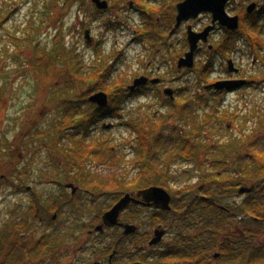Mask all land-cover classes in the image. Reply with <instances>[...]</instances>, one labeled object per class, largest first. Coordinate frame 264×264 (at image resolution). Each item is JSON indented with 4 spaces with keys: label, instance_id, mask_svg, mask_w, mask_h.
<instances>
[{
    "label": "rangeland",
    "instance_id": "rangeland-1",
    "mask_svg": "<svg viewBox=\"0 0 264 264\" xmlns=\"http://www.w3.org/2000/svg\"><path fill=\"white\" fill-rule=\"evenodd\" d=\"M132 1L135 3L134 7L140 6L145 13L131 10ZM178 1L182 0H153L150 4L144 0H108L110 8L98 7L97 11L90 0H5L4 5L8 9L3 8L1 12L3 15L0 20V44L11 45L10 38L13 37L27 39V43L34 41L29 49L20 50L19 46H15L10 48L8 54L0 55V58H3L0 63V89L3 91L0 93V169L14 168L16 172L22 170L30 174L26 180L13 178L12 181L20 180L23 184L34 186L32 179L39 178L40 168L45 167L46 171H51L49 165L61 158L51 156L52 153L55 154L54 150L58 152L56 147H67L69 141L55 135L54 127L62 124L61 115H57L55 108L62 99L56 91L60 86H65L70 77L74 79L71 68L63 66V62L59 61L55 66L56 71L51 68L48 72L35 69L31 61L37 54L36 45L42 54L45 51L53 52L57 48L67 56L76 54L80 58L85 75L91 76L98 70L112 67V76L107 85L119 97L127 96V88L132 85L136 76L146 74L150 70L157 72L160 61L166 65L161 69L160 77L165 78L166 85L176 91L173 101L171 96L163 92L164 85H153L154 91L147 92L143 97L127 98L126 102L121 103L123 106L120 104L123 110L119 112L118 117H108L91 132V141L94 143L107 141L108 145L114 146L113 150L106 149L99 153L103 158L93 162L91 167L96 174H131L142 168V165L138 164L142 156L140 138L138 139V134L134 132V126L150 131L151 138L159 136V131L166 128L165 135L172 138V141L164 142L158 151L167 153L166 155L173 154L171 161L167 162L169 165L188 163L183 157L179 158L184 148V140L191 139L190 142L197 145L202 142L210 147L218 141L225 142L232 137L246 147L249 137L255 139L253 145L257 139L264 137V123H260L261 119H264V58L257 56L251 40L249 42L247 38L232 36L234 48L226 55L215 54L213 49H207L203 45L202 51L196 53L195 66L180 69L177 59L186 52L188 46L190 47L186 38L187 26L192 25L194 29L201 31L212 23L213 18L206 12L200 20L184 22L174 32L172 28L176 21L175 16L178 15ZM2 2L4 3V0H0V4ZM255 3L257 6L251 14L260 12L259 25H263L260 34L264 36V11L261 12L264 0H232L226 7L232 16L243 15L249 5ZM161 6H165V13L170 17L164 15ZM13 7H16V10L10 11ZM107 22H112V25L109 27ZM123 23L125 27L121 30L120 25ZM113 25H116L115 28ZM87 29H91L89 35L93 41L90 44L85 35ZM227 32L230 31L217 23L213 39L210 37L208 42L212 47H216L218 42L226 39ZM136 34L142 43H130ZM150 47L155 52L152 56L146 50H150ZM146 51L148 53H145ZM230 58L235 61L236 68L241 69L240 74H233L229 70ZM210 60L212 63L208 67L207 62ZM150 62H153L152 68H148ZM106 64L108 66H105ZM205 68L207 70L203 73ZM230 77L250 80L254 84L229 94H217L215 89H206L208 84ZM102 83L103 78L98 81L96 78H86L79 92L89 99L91 94L104 91L111 98L110 91L105 90ZM207 99L212 105H220L222 110L218 112L219 115L233 112V118L224 122L214 120L215 126L206 124L204 118L209 117L210 112L214 110H207V105L200 104L199 101L207 102ZM188 100L195 102L192 109L202 119L197 120L199 126L196 128L190 118L184 115L182 102L186 103ZM254 113L257 116H254ZM162 117L168 119L166 125L155 128ZM103 123L111 124V127L104 129ZM261 143H264L263 140ZM155 149L153 144L150 153L152 158L158 155ZM166 160L161 159L159 164L165 165ZM202 161L210 162L205 153H202L200 162ZM62 169L67 170L65 167ZM194 173L196 174L192 169L190 175ZM58 176L57 171L56 177ZM177 179L180 186L184 182L189 183L190 176L179 174ZM0 188L3 189L0 191V255L3 257V231L6 225L9 229L15 227L17 219L21 216L30 222L35 219L34 212L30 210L32 192L23 191L18 195L15 188ZM40 190L38 185L39 193ZM102 203L107 204V198L100 204ZM65 215L67 213L62 214L55 224L65 223ZM1 260L0 258V262Z\"/></svg>",
    "mask_w": 264,
    "mask_h": 264
},
{
    "label": "flooded vegetation",
    "instance_id": "flooded-vegetation-1",
    "mask_svg": "<svg viewBox=\"0 0 264 264\" xmlns=\"http://www.w3.org/2000/svg\"><path fill=\"white\" fill-rule=\"evenodd\" d=\"M144 1L150 4L153 0ZM184 1H178L176 8ZM90 2L95 5L97 10V4L92 0ZM4 4L5 0L0 4L2 12L3 8L8 9ZM139 5L142 4L139 3ZM130 6V9H134L135 12L145 13L140 6L134 7L133 1ZM164 8L165 6L162 7V10ZM12 10L15 11L16 7L11 8L10 11ZM204 13L194 19L200 20ZM164 15L170 17L167 13ZM176 17L177 15L175 20ZM176 23L177 20L172 30ZM107 25L110 27L112 22H107ZM113 26L115 28L116 25ZM124 27V23L120 25L121 30ZM189 27L194 29L192 25H188L187 29ZM204 30L205 28L197 31ZM89 33H91V29L85 31L87 42L90 44L93 40ZM214 33L209 35L208 41L211 40ZM229 33L227 32L226 37ZM135 41L142 43L138 34L130 43ZM203 45L207 49L216 50L215 45L213 48L210 42L201 41L196 53L202 51ZM188 49L178 57V67L179 59L186 55ZM146 50L149 51L150 56L155 54L152 47L150 50L147 48ZM147 51L145 53H148ZM160 62L156 70L158 73L150 70L146 74L136 76L132 85L127 88L126 98L146 96L147 92L154 91L153 85H164L163 92L170 96L166 92L167 89H170L175 96L176 91L168 84L166 85L165 78L160 77L161 69L166 66L163 61ZM152 65L153 62H150L148 68H152ZM240 72H242L241 69L238 73L233 74L238 75ZM142 77L147 78L146 82L132 89L136 84V79ZM228 80L235 81L234 85L237 86L233 87L234 89L216 88L213 85L218 81L208 84L206 89H215L217 94H229L254 84L246 79L247 82L242 83L239 81L243 80L242 78L230 77L221 81ZM94 94L96 93L91 94L90 97ZM170 99L172 100V97ZM183 142L184 147H187L189 142L185 140ZM152 147L153 145L150 149ZM181 157L182 154L179 155L180 159ZM183 160L188 163L163 165L151 169L141 168L131 174L95 173L39 177L32 179L36 187L23 184L20 180H0V187L15 188L18 195L23 191L32 192L30 210H34L33 217L35 219L30 222L21 216L17 219L15 227L10 228L11 230L6 225L3 231L4 258L0 255L2 259L0 264H224L221 262V258L226 254L225 249L230 252V263L228 264H252L250 240L253 236L254 241L264 250V219L249 215L247 205L249 202L259 205L260 195L254 201L250 197L253 191L242 195L239 190L234 195H228L221 205L216 202L215 197L209 194L210 182L204 179V175H207L205 169L209 162H191L184 157ZM192 169L196 174L190 175ZM179 174L185 177L189 175V183L184 182L179 186L180 183L177 179ZM133 181H137L139 184H133ZM70 184L73 186L69 187ZM38 185L39 188L41 187L40 193L37 191ZM101 185L104 188H91ZM112 185L117 187H111ZM153 186L163 187L171 194L172 209L163 210L158 207V201L155 199L148 200L143 194L140 195L142 190L151 189ZM186 188L190 189L185 190ZM1 190L3 189L0 188ZM125 195H130L133 199L123 208L118 221L106 222L105 213L111 211L113 206L120 202ZM106 198L108 203L100 204ZM230 199L232 200L230 201ZM215 205L221 208L223 206L224 209H222L226 212V223L224 222L221 230H217V215L213 210ZM16 209L18 210V208ZM40 212H42L41 216ZM66 213L65 223L55 224L62 214ZM252 228L257 232L252 233L250 231ZM159 235H161V240L151 244V241ZM256 236L258 237L256 238ZM241 248L247 251L245 256L234 254Z\"/></svg>",
    "mask_w": 264,
    "mask_h": 264
},
{
    "label": "trees",
    "instance_id": "trees-1",
    "mask_svg": "<svg viewBox=\"0 0 264 264\" xmlns=\"http://www.w3.org/2000/svg\"><path fill=\"white\" fill-rule=\"evenodd\" d=\"M264 11V7L262 8L261 12ZM0 11V20L1 15H3ZM260 13V12H258ZM252 15L251 13H243L241 16V24L240 30H236V32H231L226 37L225 40H222L220 43L218 42L216 45L215 54L221 53L222 55H226L227 52L233 50L231 39L234 38L232 36H236L237 38H247L253 46V49L257 56H261L264 58V36L260 34L261 28L263 25H259L260 18L259 14ZM19 38V37H18ZM16 37L10 38L12 41L11 45H4L3 43L0 44V55L2 53L8 54L10 48L19 46V49H29L32 46L33 40H30V43H27V39ZM236 41V40H235ZM37 54L33 56V60L31 64L36 67L35 69H40L41 71H47L49 68L51 70L56 71V65L58 62L62 61V65H66L71 68V74L74 77L72 79L70 76V80L66 82L65 86L57 85V88L60 86L59 90L56 92L59 93V98L62 99L60 104L56 105L57 115H61L62 124L57 125L54 127L55 135H57L62 140H68L66 144L67 147H56L58 152L54 150L51 156L54 158L61 157L58 162H54L49 165L51 167V171H46L45 167L40 168L39 177L42 178H49V177H56L57 171L58 175H80V174H95L96 171L91 167L94 161H97L100 158H103L102 153L104 150H113L114 146L108 145L107 141L94 143L91 141V132L97 127L98 123L102 120L107 119L108 117H118L119 112L122 111V104L127 101L126 97H119L115 95V91L112 88H109L107 85L108 79L112 76L113 68L110 69H103L98 70L93 75H85L83 72V66H81V61L79 56L76 54H71L67 56L65 52H61L58 50H53V52L45 51L43 54L40 53L39 48L35 47ZM3 61V58H0V63ZM212 61L208 62V67L210 66ZM105 66H108L106 64ZM207 68H205V73ZM97 79L103 78L102 85L104 86L105 90L110 91L111 101L107 105V107L98 106L92 103L89 99L85 98L83 94L79 91L83 88L85 84V79ZM72 79V80H71ZM0 93L3 91L0 89ZM85 100V101H84ZM208 101H199L200 104L207 105V110H214L210 112V116L204 118V121L208 125L215 126L213 121H221L224 122L227 119L233 118V112H226L220 114L222 109H220V105L216 106L215 104L212 105L210 100ZM117 101V103H116ZM1 103V101H0ZM122 103V104H121ZM195 102L191 100L186 101L184 104L185 111L184 115L187 118H190L194 128L198 125L197 120L202 121L201 116H197L196 111L192 108ZM122 106H121V105ZM121 106V107H120ZM55 109V110H56ZM192 109V110H191ZM259 108H256L258 110ZM264 111V109H263ZM254 116H257L254 113ZM208 115V114H207ZM263 118V117H261ZM159 122L154 126L155 128L162 125H166V121L164 117L159 118ZM203 121V122H204ZM151 122V121H149ZM196 122V125H195ZM264 123V119L260 121V123ZM204 127V126H203ZM134 132L138 134L139 145L141 144V158L138 164L142 165L144 169H151L152 167H161L159 161L161 159H167L165 165H169L167 162H170V157L173 155H166L167 153H162L158 151L160 145L163 146L164 142L170 143L172 138L167 137L165 134L167 133L166 128H163L159 131L160 135L156 136L155 138H151V132L147 130H140V128L133 127ZM235 140V141H232ZM255 139L253 137H249V145L245 147V144H241L237 142L236 139L232 137L228 140L218 141L217 143L207 147L202 142L197 145V143L190 142V140H185L189 142L187 147L185 146L182 150V157L186 160L200 162L202 153H205L206 158L210 161L207 163V168L205 171L207 175H204V179L210 182L208 186V192L211 196L215 197L216 202L223 205L224 199L228 197V195L234 193H238L239 189L242 187H254L253 193L250 195L252 200H257L256 197L260 195V203L259 205L253 204L251 202L247 205V210L249 215L263 217L264 219V143H261L262 140L264 142V137L257 139V142H252ZM232 141V142H231ZM60 144V143H59ZM154 144L155 151L158 155L152 158L151 156V149L150 147ZM244 145V146H243ZM246 148V149H245ZM150 149V150H149ZM164 152V150H163ZM167 152V150L165 151ZM166 157V158H165ZM241 160V162H240ZM63 165V166H62ZM163 165V164H162ZM48 167V166H47ZM62 167H70L67 170H63ZM0 169V180L2 181H9L13 178H22V180H26L30 177L28 171L24 172L22 170L15 171L14 168L11 169H4L1 167ZM139 184L137 181H133V184ZM111 187H117L116 185H112ZM91 188H104L101 186H93ZM190 189L186 188L185 190ZM223 208V206H222ZM219 206H214L213 210L216 212L217 215V230H221L226 217V212H224V208L222 209ZM34 209V208H33ZM32 210V209H31ZM34 212V210H32ZM42 212H40L41 216ZM226 223V222H225ZM252 233L257 232L253 228L250 229ZM258 236H256L257 238ZM250 248L252 251V264H264V250L263 248L254 241L253 236L251 238ZM226 254H224L221 258V262L224 264L230 263L229 259V250L225 249ZM241 256H245L247 251L243 250L242 248L237 250L236 253Z\"/></svg>",
    "mask_w": 264,
    "mask_h": 264
},
{
    "label": "water",
    "instance_id": "water-1",
    "mask_svg": "<svg viewBox=\"0 0 264 264\" xmlns=\"http://www.w3.org/2000/svg\"><path fill=\"white\" fill-rule=\"evenodd\" d=\"M100 9H108L109 3L107 0H92ZM231 0H185L183 3L177 6L178 15L176 17L177 23L174 28V32L177 28H179L184 21H188L190 19H194L198 17L201 13L210 12L212 14L213 22L212 25L207 26L203 32H198L192 27H189L188 37L189 40V51L186 55L179 59V67H189L193 68L195 66V55L196 51L198 50L199 43L201 41H208L209 34L215 29V25L219 23L223 27H227L231 31H236L240 28L241 17L239 15L232 16L227 11V4ZM256 3L251 4L248 7V12L252 13L255 11ZM89 37V35H87ZM228 68L231 72L238 73L240 71L239 68L235 67V62L233 59H229L228 61ZM147 78H138L135 81V86L132 87L134 89L137 85L141 83H145ZM242 83H246V80H239ZM235 81H219L215 85L216 88H227V89H234L237 85H234ZM167 94H170L172 99H174V95L172 90L167 89ZM90 101L98 104L99 106L106 107L109 103V95L103 91L96 92V94L90 97ZM111 124L104 125L105 128L110 127ZM73 186V184H70ZM240 194H245L246 192H252L253 188L249 187H242L239 189ZM144 195L146 199H155L157 202L158 207H161L163 210H170L171 207V200L172 196L169 192L163 187H156L153 186L151 189L142 190L140 195ZM133 199L130 195H125L120 202L113 206L111 211L105 213L104 218L105 221H118L119 214L125 208V206ZM161 240V235L151 241V244H155Z\"/></svg>",
    "mask_w": 264,
    "mask_h": 264
}]
</instances>
